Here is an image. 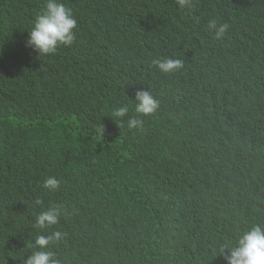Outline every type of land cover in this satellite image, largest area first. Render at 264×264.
Segmentation results:
<instances>
[{"label": "trees", "instance_id": "obj_1", "mask_svg": "<svg viewBox=\"0 0 264 264\" xmlns=\"http://www.w3.org/2000/svg\"><path fill=\"white\" fill-rule=\"evenodd\" d=\"M46 2L0 0V264L57 231L61 264H226L219 249L264 226V0H60L78 32L39 56L26 44ZM162 58L184 67L163 74ZM52 206L58 224L38 228Z\"/></svg>", "mask_w": 264, "mask_h": 264}, {"label": "clouds", "instance_id": "obj_2", "mask_svg": "<svg viewBox=\"0 0 264 264\" xmlns=\"http://www.w3.org/2000/svg\"><path fill=\"white\" fill-rule=\"evenodd\" d=\"M181 9L191 11L195 5L193 0H176ZM77 17L73 16L71 9L67 8L60 0H47L44 10L35 18L34 25L29 34L26 46L41 55L54 54L58 47H70L78 32ZM208 30L214 33V38L222 39L228 31L229 25L217 24L215 20L208 22ZM29 50V49H28ZM31 53H36L29 50ZM153 64L163 74H172L180 71L184 67L181 59L162 58L153 60ZM160 107V101L152 95L149 90L138 91L135 95V112L145 117L154 115ZM128 108L119 107L112 112L115 118H123L127 115ZM129 129L142 128L143 121L136 117H131L127 121ZM104 126L98 129V134L103 137ZM60 186V181L55 177H47L43 181V187L49 191H56ZM36 204L42 202L37 199ZM60 208L52 206L46 211L37 215L35 224L40 229L48 228L59 222ZM64 234L57 231L50 235H39L33 245L34 250L23 264H61L55 254L48 249L50 245L59 242ZM227 249L228 254L225 255ZM219 256H223L226 264H264V226L255 225L246 230L236 241V246L229 249L221 247Z\"/></svg>", "mask_w": 264, "mask_h": 264}]
</instances>
